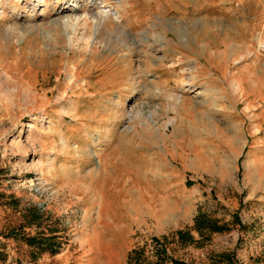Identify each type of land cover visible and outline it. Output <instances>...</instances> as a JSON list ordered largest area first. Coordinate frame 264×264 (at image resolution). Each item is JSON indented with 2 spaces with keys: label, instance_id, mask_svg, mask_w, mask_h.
<instances>
[{
  "label": "rangeland",
  "instance_id": "374dc122",
  "mask_svg": "<svg viewBox=\"0 0 264 264\" xmlns=\"http://www.w3.org/2000/svg\"><path fill=\"white\" fill-rule=\"evenodd\" d=\"M135 249L264 264V0H0V264Z\"/></svg>",
  "mask_w": 264,
  "mask_h": 264
},
{
  "label": "trees",
  "instance_id": "16d2710c",
  "mask_svg": "<svg viewBox=\"0 0 264 264\" xmlns=\"http://www.w3.org/2000/svg\"><path fill=\"white\" fill-rule=\"evenodd\" d=\"M36 218V215L34 216ZM194 231L199 235L201 240H208L211 234L214 233H223L228 230L225 225H220L216 220L209 218L206 214L199 212L195 217ZM179 240L182 242L193 243L196 242L193 236H191L190 231L184 233H178ZM28 246L35 248L39 252H48L50 254H56L60 245L56 243V238L54 236L44 237L41 234L29 237L25 239ZM143 250L135 249L132 250L128 255L127 264H143L145 263L143 258ZM158 258L159 261L154 263H146V264H159L162 260H164L165 249H162ZM172 264H185L182 261L172 259L170 260Z\"/></svg>",
  "mask_w": 264,
  "mask_h": 264
},
{
  "label": "bare ground",
  "instance_id": "6f19581e",
  "mask_svg": "<svg viewBox=\"0 0 264 264\" xmlns=\"http://www.w3.org/2000/svg\"><path fill=\"white\" fill-rule=\"evenodd\" d=\"M84 1V0H83ZM85 1H87V0H85ZM110 11H106V13H107V15H108V13H109ZM105 13V12H104ZM92 20H94L95 22H98V20L99 19H97L96 17L94 18H92ZM244 22H245V26L247 25V22L244 20ZM244 25V24H243ZM99 25H97V27H98ZM237 26V25H236ZM120 35H122V36H124L123 35V32H120ZM259 44V43H258ZM261 46V45H260ZM240 88V87H239ZM143 116V115H142Z\"/></svg>",
  "mask_w": 264,
  "mask_h": 264
}]
</instances>
